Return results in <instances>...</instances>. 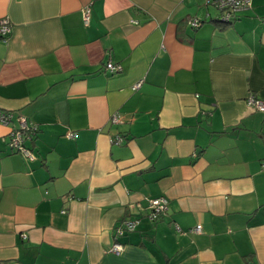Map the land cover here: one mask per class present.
I'll return each instance as SVG.
<instances>
[{"label":"crops","instance_id":"1","mask_svg":"<svg viewBox=\"0 0 264 264\" xmlns=\"http://www.w3.org/2000/svg\"><path fill=\"white\" fill-rule=\"evenodd\" d=\"M4 16L0 108L38 130L27 160L0 123V264H264V110L247 102L264 101V0L230 22L207 0H0Z\"/></svg>","mask_w":264,"mask_h":264},{"label":"built area","instance_id":"2","mask_svg":"<svg viewBox=\"0 0 264 264\" xmlns=\"http://www.w3.org/2000/svg\"><path fill=\"white\" fill-rule=\"evenodd\" d=\"M212 4L218 6L221 9H226L225 16L222 17L223 21H229L231 17L230 11L241 10L246 8L250 4V0H207ZM232 11V12H233ZM83 13V22L87 24L90 17V7L84 6L82 8ZM136 22V21H135ZM190 24L192 26H198L199 21L195 18L190 19ZM10 20L7 16L0 18V39L6 40L11 33ZM104 70L109 73H115L120 70L118 64L113 63L111 60H107L104 63ZM141 83V80L137 81L132 85L133 89H136ZM247 102L256 110H264V101L258 99L255 95L251 94L247 98ZM16 121V125H12L8 132V145L18 152H20L25 159L33 160L35 154L30 147L25 143L27 140L33 138L38 130V126L29 122L25 116L17 114L15 115L12 110H5L0 108V123L4 125H9L13 121ZM109 121L111 123H119L122 121L121 117L114 113L110 116ZM74 132H68V137H73ZM123 137L120 133H116L110 136V142L120 143L123 141ZM168 208V199L164 196H157L148 200V209L147 214L149 220H155L161 218L167 211ZM136 219H124L118 226L115 227V240L109 246L108 250L118 254L123 249V244L117 240V237L124 234L126 231H132L135 229ZM194 231L200 232L201 225L196 224L193 228Z\"/></svg>","mask_w":264,"mask_h":264},{"label":"trees","instance_id":"3","mask_svg":"<svg viewBox=\"0 0 264 264\" xmlns=\"http://www.w3.org/2000/svg\"><path fill=\"white\" fill-rule=\"evenodd\" d=\"M207 3L208 4H210V5H212V6H214L217 10H218V12L220 13V18L222 19V17L223 16H225V14H226V9H221V8H219L218 6H216V5H214V4H212L211 2H208L207 1ZM252 7V0H250V4L246 7V8H243V9H241V10H232V11H230V13L232 14L231 15V17H230V19H229V21L228 22H230V21H232L234 18H235V16H237V13H239V12H241V11H245V10H247V9H250ZM264 18V17H263ZM226 22V21H225ZM194 27H196V26H194Z\"/></svg>","mask_w":264,"mask_h":264}]
</instances>
